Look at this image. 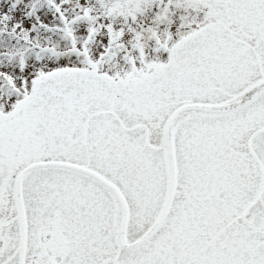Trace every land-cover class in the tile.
<instances>
[{"label":"snow or ice","instance_id":"obj_1","mask_svg":"<svg viewBox=\"0 0 264 264\" xmlns=\"http://www.w3.org/2000/svg\"><path fill=\"white\" fill-rule=\"evenodd\" d=\"M0 264H264V0H0Z\"/></svg>","mask_w":264,"mask_h":264}]
</instances>
